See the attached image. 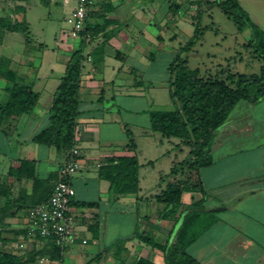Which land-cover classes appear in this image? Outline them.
Returning a JSON list of instances; mask_svg holds the SVG:
<instances>
[{"label": "crops", "instance_id": "crops-1", "mask_svg": "<svg viewBox=\"0 0 264 264\" xmlns=\"http://www.w3.org/2000/svg\"><path fill=\"white\" fill-rule=\"evenodd\" d=\"M3 1L0 3L2 9L23 6L22 12L14 14V17L24 19L29 9L28 0ZM52 1L48 0V3ZM71 1L76 5V0L57 3L67 4ZM116 1L102 0L99 3L92 0L89 6L87 25L104 26L105 30L95 36L89 35L85 42L79 116L75 130L79 165L67 177L76 189V196L70 202L74 239L63 257L65 264H136L140 257L155 264H164L163 253L135 238V235L144 233L154 236L161 243L174 240L182 216L161 219L160 213L166 204L156 200V195L166 188L173 165L188 158L190 147L180 139L165 138L153 131L149 113L161 110L155 109V105L165 95L170 97L169 65L178 50L192 39L196 29L198 38L181 54V58L190 69L198 70L201 77H225L229 73L259 74L264 64L255 61L248 70L250 56L259 59L247 46L251 39L249 28L213 37L204 34L205 30L215 29L218 33L222 29L216 27V20L211 24L202 20V9L210 8L212 2L191 8L168 0ZM239 3L254 24L264 31V0H239ZM175 5L178 8L173 13ZM194 17L197 19L195 27L192 21ZM134 20L146 28L137 30V33L132 31L129 27ZM153 24L158 27L156 33L147 28ZM122 26H128L127 30H122ZM106 32L112 35L106 37ZM6 35L3 45L10 42ZM179 35L189 36L190 39L179 49L175 46L164 51L167 40L176 41ZM82 39L66 47L68 54L63 49L55 63L40 67L35 72L29 69L28 72L20 71L22 65L28 62L18 57L17 60L7 57L10 68L17 71L19 78L33 84V90L39 93V100L31 113H25L19 120L5 123L0 128L1 179H6L11 161L19 159L34 160L40 177L56 172L61 178L66 155L59 153L55 147L33 142L32 137L49 124L54 93L65 74L71 52ZM153 48L165 54L164 66H160ZM243 52L250 55L244 58ZM251 60L253 64L254 60ZM26 77L33 79L29 81ZM110 102H114L112 109L104 105ZM139 104L143 105L148 121L147 128L142 130L145 134L143 144L137 141L134 130L124 122L126 118L120 116L122 110L131 112ZM126 130L132 133L136 144L139 189L136 193L115 198L110 194L109 181L99 177V168L106 163L107 157L122 153L129 141ZM171 152H176L174 159L169 157ZM216 154L219 155L217 161ZM166 155L164 167L162 163L161 168L155 167ZM212 157V165L200 171L205 195L201 192L183 195V206L179 213L203 197L204 210L211 211L204 215L208 223L188 246V252L201 264H264V100L255 105L247 100L237 102L212 145ZM229 182L236 186L233 198L208 203L207 194L218 193L220 186ZM12 183V197L32 193V180H13ZM186 195H189L187 202L184 200ZM232 199L234 209L228 204ZM84 202L97 205L81 206ZM243 203H250L249 211H238V206ZM216 208L222 210L212 211ZM223 210L230 213H220ZM27 215V211H20L7 222L15 223L12 228H23ZM94 233H97V238Z\"/></svg>", "mask_w": 264, "mask_h": 264}, {"label": "trees", "instance_id": "trees-1", "mask_svg": "<svg viewBox=\"0 0 264 264\" xmlns=\"http://www.w3.org/2000/svg\"><path fill=\"white\" fill-rule=\"evenodd\" d=\"M216 3L238 30L250 29L251 39L247 46L264 62V31L254 24L239 0H218ZM175 6L173 13L178 8V5ZM22 10L23 6H16L14 9H4V14L0 15V44L8 32H21L26 43L32 41L26 19L18 20L14 17V14ZM104 30V26L86 25L83 35L95 36ZM111 35L112 33H105L106 37ZM198 36L197 28L192 39L178 50L168 68L171 74L170 97L173 101L178 100L180 107L149 113L153 131L165 138L180 139L190 147L188 158L173 165L166 188L156 195V200L166 204L164 211L160 213L161 219L170 220L176 215L182 216L174 240L161 243L154 236L144 233L135 235V238L160 250L164 264H201L188 252V246L198 237V224L208 223L204 215L211 211L204 210L203 197L187 205L185 211L179 213L183 206V195L187 192H201L205 195L200 171L212 165V145L237 102L247 100L255 105L264 100V64L259 74L229 73L225 77L205 78L200 76L198 70L190 69L181 54L194 44ZM85 42L86 37L67 60L65 74L54 93L49 110V124L32 137L33 142L55 147L59 153H64L66 160L75 146ZM0 78L6 82L4 91L7 93V100L0 102L2 128L5 123L17 121L21 115L31 113L39 100V93L33 90L32 83L23 82L17 71L10 68V59L7 57L0 58ZM126 133L129 141L122 153L107 157L106 163L99 168V177L109 181L110 194L115 198L136 193L139 189L136 144L132 133L129 130ZM58 176L56 172H52L47 177H40L34 160L11 161L6 179L0 178V264H35L38 257L45 255H50L52 259H63L61 249L50 240L44 241L41 248L32 244L24 252H15L8 247L17 242L25 234V230L8 227L7 220L15 218L20 211L28 212L48 200L54 183L59 180ZM10 178L14 181L32 180V193L12 197L13 180L10 181ZM61 179L68 180L63 174ZM80 205L94 207L97 204L84 202ZM94 237L97 238V233H94ZM136 264L155 263L140 257Z\"/></svg>", "mask_w": 264, "mask_h": 264}, {"label": "rangeland", "instance_id": "rangeland-1", "mask_svg": "<svg viewBox=\"0 0 264 264\" xmlns=\"http://www.w3.org/2000/svg\"><path fill=\"white\" fill-rule=\"evenodd\" d=\"M57 1L61 2V0H53L52 2L48 3V0H28V7L29 9L26 11L25 15L23 16L24 19L27 20L29 23V30L31 35V43H26L25 36L21 32H8L6 35V39L10 41L7 45L0 44V56L4 55L6 57L21 59L23 61H27L28 63L25 65H22V69L20 71H26L28 72V69L32 71H36L40 67H47L51 65L52 62H56V58L62 51L65 50V54L69 53L68 50H66V47H69L71 43H77L80 39H73L68 36V30L70 29L69 25L66 22L67 15L72 11V8L75 5V2L71 1L67 4H61L57 3ZM97 2H101L102 0H96ZM122 0H117V3H120ZM3 3V0H0V3ZM7 3L10 4V1ZM5 3V5L7 4ZM9 6V5H8ZM5 6V7H8ZM10 8V7H9ZM194 10L195 9H191ZM202 20L206 22L207 24H211L213 20H216V27L220 26L222 29L216 33L215 29L204 31V34H206L207 37H213L217 34H228L230 32L236 31L238 28L234 24V22L229 19L219 8L217 3L212 2L210 8L202 9ZM193 11V13H195ZM4 14V9L0 8V15ZM192 21L195 22L197 19L192 18ZM132 24V25H131ZM129 29L137 33V30H143L146 28L145 25H143L139 21H133L131 23ZM204 27V24H202ZM122 30L126 31L128 26H122ZM150 32L156 33L158 32L157 25L153 24L151 26L147 27ZM192 38V37H191ZM190 39L189 36L179 35L178 40L171 41L167 40L166 44L164 45L163 49L164 51H169L170 48H174L176 46L177 49H179L180 46H183L187 43V41ZM64 49V50H63ZM154 52L159 57V64L160 66H164L165 62V54H162L157 48H153ZM242 51V50H240ZM244 58H247L249 56V52H243ZM239 59V57H238ZM237 59V62H238ZM253 59V64L252 60ZM17 60V59H16ZM30 60V61H29ZM191 60V66H193L194 61L192 56L190 57ZM248 64V70H251V67L254 66L255 61L259 63H263L261 59H256L250 56ZM27 76V75H25ZM28 78L29 81L33 78ZM22 80V79H21ZM23 81V80H22ZM25 81V80H24ZM23 81V82H24ZM26 82V81H25ZM6 82L5 80L0 78V101H5L7 98V93L2 89V87H5ZM114 102L105 103L104 105L108 107V109H112L113 107L111 104ZM117 106V105H116ZM180 107V102L178 100L173 101L168 95H165V97L161 98V101H158V105H155V109H161V110H175ZM117 108V107H116ZM120 116L122 119L126 120L127 126L134 130V134L136 136L137 141L140 142V144H143V134L142 130L144 128H147L148 121L146 119V114L143 112V105L139 104L134 107V109L131 112H127L126 110H122L120 113ZM158 135V134H157ZM165 146H167L169 149V144L165 143ZM233 151V149H231ZM176 152H171L169 154V157L174 159V154ZM166 157L164 159H160L159 162H157L154 166L161 168V166L166 161ZM216 161L219 157L218 154L215 155ZM162 163V165H161ZM152 167H150L151 169ZM156 171L159 170L155 168ZM233 172V171H232ZM156 173V172H153ZM206 192V191H205ZM236 192V186L232 185L230 182L227 185L220 186V189L218 193L216 194H207L208 196V203H213L218 200H226L233 198L234 193ZM206 196V197H207ZM184 200L187 202L189 199V195L184 196ZM226 202V201H224ZM231 203H228L231 205L234 209V205L232 203L234 202V199L230 201ZM249 205L250 203H243L238 206V211L245 212L249 211ZM220 213H230L227 210H223ZM15 223L10 222L8 223V227H14ZM205 222L198 224L197 226V232L198 234L203 230L205 227ZM11 235V234H10Z\"/></svg>", "mask_w": 264, "mask_h": 264}, {"label": "built area", "instance_id": "built-area-1", "mask_svg": "<svg viewBox=\"0 0 264 264\" xmlns=\"http://www.w3.org/2000/svg\"><path fill=\"white\" fill-rule=\"evenodd\" d=\"M172 3L198 8L200 5L214 2L215 0H168ZM92 0H76L74 9L67 15L66 22L70 29L68 36L73 39L88 37L84 34L89 6ZM79 149L75 145L68 153V159L61 171L63 175L71 176L78 169ZM76 196V189L69 180L59 179L54 183L51 196L45 202L31 208L28 211L27 221L17 242L8 245L15 252H24L32 244L41 248L44 241H52L61 249L64 257L66 249L70 247L74 239V221L70 215V202ZM42 240V241H41ZM35 264H65L64 260L52 259L50 255L40 256Z\"/></svg>", "mask_w": 264, "mask_h": 264}, {"label": "water", "instance_id": "water-1", "mask_svg": "<svg viewBox=\"0 0 264 264\" xmlns=\"http://www.w3.org/2000/svg\"><path fill=\"white\" fill-rule=\"evenodd\" d=\"M222 210V208H216V209H213L212 211H220Z\"/></svg>", "mask_w": 264, "mask_h": 264}]
</instances>
